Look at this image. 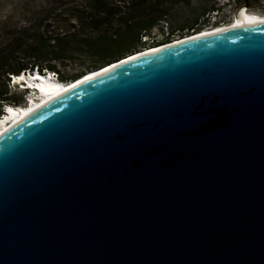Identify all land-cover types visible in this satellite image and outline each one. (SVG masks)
<instances>
[{"label":"water","instance_id":"95a60500","mask_svg":"<svg viewBox=\"0 0 264 264\" xmlns=\"http://www.w3.org/2000/svg\"><path fill=\"white\" fill-rule=\"evenodd\" d=\"M127 56L0 136V264H264V22Z\"/></svg>","mask_w":264,"mask_h":264},{"label":"rangeland","instance_id":"374dc122","mask_svg":"<svg viewBox=\"0 0 264 264\" xmlns=\"http://www.w3.org/2000/svg\"><path fill=\"white\" fill-rule=\"evenodd\" d=\"M96 1L98 0H0V55L2 49L5 48L4 46H7L11 41L12 43L16 41L20 45H27L35 40L36 35L40 36L42 34L45 37L52 38L58 33L65 35L66 32L70 31L71 24L77 26V28L83 23L89 24L91 22L89 19L90 14H92V6ZM139 1L142 2V5L139 6L134 16L128 15L125 9L132 0L101 1L104 5L111 6L114 9V15H108L107 20L103 22L107 26L110 35L129 32L130 35L135 36L138 29H130V22L137 25L155 22L151 33L141 38V42L148 41V46H141L132 53L169 42L193 32L231 23L236 17L235 14H237L238 9L245 3V0ZM248 1L250 2L249 12L264 15V0ZM150 7L153 9H150ZM105 13V9H100L99 14L103 15L104 18ZM100 15L95 16L98 18ZM195 25L198 28L191 30ZM88 27L84 33L82 32V38L90 35L91 29L90 26ZM186 28H189V30L183 31ZM58 30L60 31L58 32ZM153 41H155V44H153ZM93 60H95L93 57L88 56L77 57L61 66L60 69L65 74L71 75L74 72L88 68L94 62ZM29 79L31 78H26V80ZM3 86L4 82H1L0 91H2ZM8 90L10 92L9 96L12 98L8 104L14 108L27 105L30 96L25 98L24 92L18 85L11 83ZM31 95L35 98L38 97L35 93ZM17 98L21 102L24 100V102L14 103V99L18 100Z\"/></svg>","mask_w":264,"mask_h":264},{"label":"trees","instance_id":"16d2710c","mask_svg":"<svg viewBox=\"0 0 264 264\" xmlns=\"http://www.w3.org/2000/svg\"><path fill=\"white\" fill-rule=\"evenodd\" d=\"M101 1L104 0H98L92 6V14H90L89 19L91 22L89 24L83 23L78 28L71 24L70 31L66 32L65 35L58 33L52 38L45 37L42 34L40 36L36 35L35 40L27 45H20L16 41L14 43L11 41L7 46H4L5 48L2 49L0 55V83L4 82L3 89L0 91V118L5 113V107L11 106L8 104L12 100L8 90V86L12 83L11 76H20L23 73H34L35 71L40 74L51 72L58 75L59 81L69 82L90 70L98 69L123 58L141 46H148V41L141 42V38L151 33L155 22L143 25L130 22V29H138L135 36L130 35L129 32L110 35L107 26L103 22L107 20L108 15H114V9L111 6L104 5ZM140 5H142V2L139 0H132L125 8L127 14L134 16ZM100 9H105V18L99 14ZM150 9L153 8L150 7ZM95 15L100 16L96 18ZM87 25L90 26L91 33L89 36L82 38V32L84 33L86 28H89ZM197 28L198 26L195 25L191 30ZM153 44H155V41H153ZM82 56L93 57L95 60L88 68L74 72L71 75L61 71V66L74 60V58ZM22 102L19 99H14V103Z\"/></svg>","mask_w":264,"mask_h":264},{"label":"bare ground","instance_id":"6f19581e","mask_svg":"<svg viewBox=\"0 0 264 264\" xmlns=\"http://www.w3.org/2000/svg\"><path fill=\"white\" fill-rule=\"evenodd\" d=\"M235 15H236V17L234 18V20L231 23L217 25L216 27L214 26L211 29H203L201 31L193 32V33L188 34V35L183 36V37L175 38V39H173L169 42H166V43H162V44L155 45L152 47H147L146 49H142L141 51H138L136 53L128 55L126 58H128V57L134 58V56L135 57L136 56H142V54H146L148 52H152V51L158 50L160 48H164V46H166L168 44L178 43L184 39L187 40L188 38H195L196 36H200V34H209L211 32H214L215 30H226V29H230L233 27H237V26H245V25L254 24L257 22H264V15H260L257 13H251L245 7L242 9L240 14H238V12H237V14H235ZM126 58H124V59H126ZM98 70H100V69H94L92 71H89L86 74V76H87L86 78H91L92 76L95 75L94 72H96ZM38 75L41 76L42 79L35 80L34 82L31 83V85H37V87L40 90V94H38L37 98L32 97L30 99V102L27 103L28 106L27 105H25L24 107L19 106V108H14L13 106H10L8 108V112L5 116V118L0 123V125H1L0 136L2 134H4L5 131L9 130L13 124L20 122L21 120L26 118L29 114H31L32 112H34L35 110H37L41 106L47 104V102H49V101L51 102L53 97L60 96L61 94L66 92V90H68L69 88L74 86L75 85L74 82L77 81V80H73V81H69V82H63V81H59V80L56 81V80H52L51 78L46 77L42 74L38 73ZM31 76H33V75L31 74ZM18 77L19 78L15 82L16 85H18V83L26 80V74H24L23 76L20 75ZM82 80H85V79H82ZM82 80H80L79 82H82ZM21 108H23V110H21Z\"/></svg>","mask_w":264,"mask_h":264},{"label":"clouds","instance_id":"9594fccd","mask_svg":"<svg viewBox=\"0 0 264 264\" xmlns=\"http://www.w3.org/2000/svg\"><path fill=\"white\" fill-rule=\"evenodd\" d=\"M36 72H38V71H35L34 73H36ZM23 74H26V76H27V74L30 75V74H33V73H31V72H26V73H23ZM46 74H48V77L51 78L52 80H56V81L59 80L58 78L55 77V75H54L55 73L48 72V73H46ZM42 75H44V74H42ZM26 97H28V96L25 95V98H26ZM9 107H10V106H6V107H5L6 110H5L4 112H6V114H7V112H8V108H9ZM4 114H5V113H4Z\"/></svg>","mask_w":264,"mask_h":264},{"label":"crops","instance_id":"0c3cea01","mask_svg":"<svg viewBox=\"0 0 264 264\" xmlns=\"http://www.w3.org/2000/svg\"><path fill=\"white\" fill-rule=\"evenodd\" d=\"M188 30H189V28L183 29V31H188Z\"/></svg>","mask_w":264,"mask_h":264},{"label":"built area","instance_id":"2783aa9c","mask_svg":"<svg viewBox=\"0 0 264 264\" xmlns=\"http://www.w3.org/2000/svg\"><path fill=\"white\" fill-rule=\"evenodd\" d=\"M208 29V28H207ZM56 78H58V75L57 74H54Z\"/></svg>","mask_w":264,"mask_h":264},{"label":"flooded vegetation","instance_id":"af4514ba","mask_svg":"<svg viewBox=\"0 0 264 264\" xmlns=\"http://www.w3.org/2000/svg\"><path fill=\"white\" fill-rule=\"evenodd\" d=\"M241 8V7H240ZM240 8L238 9V11L240 10ZM249 8H250V2H249ZM248 9V8H247Z\"/></svg>","mask_w":264,"mask_h":264}]
</instances>
